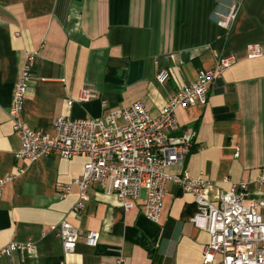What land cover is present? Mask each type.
Here are the masks:
<instances>
[{
  "label": "crops",
  "instance_id": "crops-1",
  "mask_svg": "<svg viewBox=\"0 0 264 264\" xmlns=\"http://www.w3.org/2000/svg\"><path fill=\"white\" fill-rule=\"evenodd\" d=\"M231 4L239 11L226 30L216 20ZM250 43L264 49V0H0V249L33 243L23 259L17 251L0 254V264H208L202 250L209 235L190 222L197 207L180 186L168 184L157 222L143 213L144 192L126 211L95 184L76 217L79 189L62 193L86 157L15 156L20 139L8 109L28 51L36 54L21 119L47 134L59 115L99 117L136 101L157 116L199 69L232 55L235 63L211 83L206 104L176 111L173 134L192 127L195 137L184 163L167 169L206 180L203 196L215 202L232 183L264 172V55L248 58ZM162 66L170 77L160 84ZM84 88L92 97L80 102ZM244 200H264V185L251 181ZM62 219L79 231L69 253L49 230ZM89 231L99 233L95 247L84 242Z\"/></svg>",
  "mask_w": 264,
  "mask_h": 264
},
{
  "label": "built area",
  "instance_id": "built-area-1",
  "mask_svg": "<svg viewBox=\"0 0 264 264\" xmlns=\"http://www.w3.org/2000/svg\"><path fill=\"white\" fill-rule=\"evenodd\" d=\"M239 6L231 4L216 23L230 30ZM18 33H13L15 38ZM247 57L264 55L258 43L246 47ZM35 51H28L20 74L14 84L8 116L13 132L20 139L15 156L33 162L42 156H58L70 159L84 155L86 161L80 177L64 188L62 196L70 186L79 189V198L72 213L79 217L89 198L87 189L95 184L106 193H113L124 210L134 207L144 192L143 213L147 219H159L165 190L170 183L181 187L191 195L197 210L190 222L209 235L202 250L203 261L208 264H264V200L246 202L244 194L248 184L254 181L264 185V172L254 179L232 183L220 191L215 202L203 196L209 183L201 177H190L188 173L172 174L167 169L182 165L193 144L195 130L186 127L179 135L176 111L189 106L205 105L211 83L235 63L232 55H218L209 69H199L194 81L180 87L164 104L157 116H152L145 105L136 101L128 106L113 107L104 115L91 118H72L59 115L52 121L50 134L30 128L22 119L24 93L31 80V68ZM169 57H173L170 55ZM170 77L164 66L159 67L155 79L162 84ZM92 92L84 88L78 101L86 102ZM71 105L72 101H68ZM5 178H0V195ZM49 230L59 239L64 253L72 252L79 238L78 228L62 219L49 225ZM84 242L90 247L98 243L99 233L89 231ZM33 248L32 241L11 242L0 249V254L9 256L13 251L24 253ZM216 255L220 260L216 261Z\"/></svg>",
  "mask_w": 264,
  "mask_h": 264
}]
</instances>
